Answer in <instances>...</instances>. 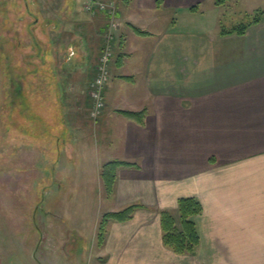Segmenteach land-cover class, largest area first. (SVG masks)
<instances>
[{
  "label": "crops",
  "instance_id": "0c3cea01",
  "mask_svg": "<svg viewBox=\"0 0 264 264\" xmlns=\"http://www.w3.org/2000/svg\"><path fill=\"white\" fill-rule=\"evenodd\" d=\"M42 1L47 8L33 20L34 30L45 28L42 42L58 45L59 57L45 62L50 76L27 74L45 90L37 95L44 104L56 103L58 156L50 174L59 183V209L64 200L78 208L100 203L101 166L111 160L136 165L118 168L106 192L113 206L103 213L140 204L128 220H109L101 243L102 211L89 223L59 211V264H264V244L256 248L264 242V18L244 33L221 34L216 25L193 30L186 20L202 0H97L114 3L118 28L105 107L93 119L89 84L109 16L86 11L84 2L91 0H59V10L49 8L52 0ZM50 77L59 83H46ZM33 91H11L10 119L14 112L25 117L14 129L32 126ZM141 110L142 122L122 112ZM39 143L13 142L30 162L25 170L49 178L42 173L47 151ZM185 196L196 197L203 209L194 216L199 244L179 254L163 243L160 211L177 218L178 199ZM48 256L42 251L37 264Z\"/></svg>",
  "mask_w": 264,
  "mask_h": 264
},
{
  "label": "rangeland",
  "instance_id": "374dc122",
  "mask_svg": "<svg viewBox=\"0 0 264 264\" xmlns=\"http://www.w3.org/2000/svg\"><path fill=\"white\" fill-rule=\"evenodd\" d=\"M197 5L198 8L186 13V20L195 28L193 30H204L214 25L229 28L237 19L249 21L255 9L264 8V0H231L221 6H216L212 0H202ZM46 8L42 0H0V264H37L38 259L41 261L42 251L49 254L47 259L42 260L44 264H59V211L65 217L73 220L81 218L89 223L97 211L103 214L107 207L113 206L108 203L102 184L101 202H96L95 206L85 202L84 207L78 208L64 200L59 209V183H53L55 177L50 174L56 169L53 166L58 156L53 140L59 137V130L54 131L52 125V118H56V103L45 100L44 104V99L37 95H44L45 90H38L39 80L34 81L27 74L46 75L47 72L50 76L51 66L46 64L47 58L51 59V55L59 57L58 45L54 43L56 48L53 49L44 46V42H47L43 35L45 28H42V32H38L41 28L34 30L33 20L42 17L41 11ZM49 8L59 10V0H52ZM41 23L36 22V25ZM45 23L52 24L47 20ZM47 35L54 36L50 28ZM36 43H39L38 47ZM46 83L58 84L59 81L54 82L50 77ZM26 86L34 90L29 98L32 128L29 125L27 130L14 129L13 124L18 121L20 125L24 124L25 117L23 119L21 113L18 115L14 112L10 119L11 91ZM48 97L56 98L50 94ZM37 100L40 102L38 105ZM41 110L44 112L40 113ZM49 117L50 122L46 120ZM9 125L12 126L11 132ZM22 140L40 142L46 149V166L42 173L46 172L49 178H37L32 170H25L30 167V162L23 160L20 154L23 146L19 145V149H16L13 144ZM100 194L96 192V196ZM262 244V240L257 241L256 248L261 249Z\"/></svg>",
  "mask_w": 264,
  "mask_h": 264
},
{
  "label": "trees",
  "instance_id": "16d2710c",
  "mask_svg": "<svg viewBox=\"0 0 264 264\" xmlns=\"http://www.w3.org/2000/svg\"><path fill=\"white\" fill-rule=\"evenodd\" d=\"M123 3H127L130 0H121ZM229 0H214L216 5L225 4ZM192 6L190 9H195ZM264 18V8L256 9L252 14L249 21L239 22L238 24L226 28L221 27L220 33H244L246 28L254 22L260 21ZM139 33L144 31L134 27ZM126 116L132 118L138 122H142L145 115V110L141 111H122ZM135 162L127 160H111L102 164L100 170V177L103 181L105 191L107 193L112 192L114 184L117 179V170L121 166H135ZM140 204H130L122 209L116 211H107L102 214L98 223V242L101 243L104 240L106 233V226L109 220L125 221L131 218L133 212ZM203 207L201 202L194 196H185L178 199V218L167 209L160 211V224L162 228V240L163 243L171 248L176 253H193L196 246L199 244V234L196 229L194 216L202 211ZM178 222V223H177Z\"/></svg>",
  "mask_w": 264,
  "mask_h": 264
},
{
  "label": "built area",
  "instance_id": "2783aa9c",
  "mask_svg": "<svg viewBox=\"0 0 264 264\" xmlns=\"http://www.w3.org/2000/svg\"><path fill=\"white\" fill-rule=\"evenodd\" d=\"M84 9L90 12L105 10L109 16L108 27L103 32V45L98 56L96 73L89 84V95L92 98V106L89 114L91 118L97 119L102 114L105 107L103 91L111 75L110 61L113 57V40L115 37V30L118 28V22L116 18V7L113 2L107 3L91 0L84 3Z\"/></svg>",
  "mask_w": 264,
  "mask_h": 264
}]
</instances>
